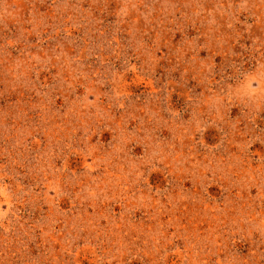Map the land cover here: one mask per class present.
Masks as SVG:
<instances>
[{
  "label": "rangeland",
  "instance_id": "rangeland-1",
  "mask_svg": "<svg viewBox=\"0 0 264 264\" xmlns=\"http://www.w3.org/2000/svg\"><path fill=\"white\" fill-rule=\"evenodd\" d=\"M0 264H264V0H0Z\"/></svg>",
  "mask_w": 264,
  "mask_h": 264
}]
</instances>
